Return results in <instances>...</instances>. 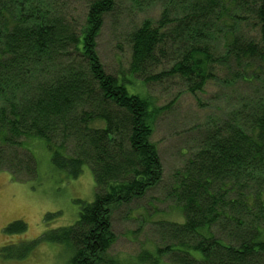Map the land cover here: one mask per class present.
<instances>
[{
	"label": "trees",
	"instance_id": "trees-1",
	"mask_svg": "<svg viewBox=\"0 0 264 264\" xmlns=\"http://www.w3.org/2000/svg\"><path fill=\"white\" fill-rule=\"evenodd\" d=\"M84 1L80 23L57 9L60 0H0V170L34 179L37 161L25 139L36 136L56 167L76 178L89 165L96 181L95 199L82 202L75 224L10 245L6 257L23 259L46 239L70 246L71 264H114V210L164 180L151 137L174 100L159 106L148 89L168 81L196 95L212 82L247 90L197 128L166 189L185 221H154L165 244L139 259L264 264V0H159V17L127 38L129 75L142 79L141 94L127 89L129 75L108 72L97 50L117 0ZM26 229L21 220L6 227Z\"/></svg>",
	"mask_w": 264,
	"mask_h": 264
},
{
	"label": "rangeland",
	"instance_id": "rangeland-1",
	"mask_svg": "<svg viewBox=\"0 0 264 264\" xmlns=\"http://www.w3.org/2000/svg\"><path fill=\"white\" fill-rule=\"evenodd\" d=\"M160 5L159 0L151 5L149 0H117L116 9L105 17L98 37L97 50L108 72L129 75L131 50L128 34L144 19H157ZM56 6L67 16L78 18V22L84 21L87 10L84 0H60ZM127 80L129 92L141 94L144 88L142 79L130 74ZM246 90L244 84L235 89H224L211 82L203 92L193 95L184 91L182 85L168 81L165 85L148 89L159 106L174 100V104L158 118L151 137L160 151L164 180L143 198L117 206L114 210L113 227L117 238L108 251V257L115 260L114 264H148L149 261L139 259L142 252L147 249L154 253L157 245L165 244L155 231L154 221H185L182 207L177 208V204L167 197L168 184L195 147L197 128L210 117L224 116L231 109L230 101L234 95ZM25 146L37 161L34 179L14 178L9 170H0V264H71L73 249L65 243L46 239H42L23 259L6 257L10 245L31 242L47 232L75 224L82 202L89 203L95 199L96 181L89 165H85L82 173L74 178L54 165L52 151L44 139L30 137L25 139ZM18 220L24 221L27 229L7 232L6 227ZM195 255L200 257L201 253ZM158 261V264H173L167 257Z\"/></svg>",
	"mask_w": 264,
	"mask_h": 264
}]
</instances>
